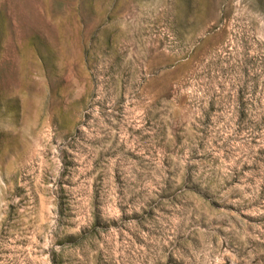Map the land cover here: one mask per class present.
I'll use <instances>...</instances> for the list:
<instances>
[{
    "label": "rangeland",
    "instance_id": "obj_1",
    "mask_svg": "<svg viewBox=\"0 0 264 264\" xmlns=\"http://www.w3.org/2000/svg\"><path fill=\"white\" fill-rule=\"evenodd\" d=\"M0 264H264V0H0Z\"/></svg>",
    "mask_w": 264,
    "mask_h": 264
}]
</instances>
